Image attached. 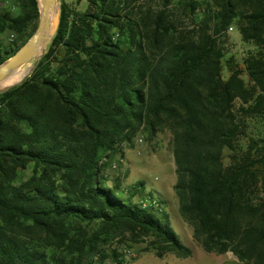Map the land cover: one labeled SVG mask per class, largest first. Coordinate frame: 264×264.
Masks as SVG:
<instances>
[{"label": "trees", "instance_id": "obj_1", "mask_svg": "<svg viewBox=\"0 0 264 264\" xmlns=\"http://www.w3.org/2000/svg\"><path fill=\"white\" fill-rule=\"evenodd\" d=\"M60 6L46 52L0 90V264H124L128 239L189 253L167 211L143 204L153 198L144 180L110 185L104 172L138 135L161 131L171 133L174 188L195 237L264 264V136L246 133L264 117V0ZM38 19L39 0H0V61ZM232 24L250 46L225 77Z\"/></svg>", "mask_w": 264, "mask_h": 264}, {"label": "rangeland", "instance_id": "obj_2", "mask_svg": "<svg viewBox=\"0 0 264 264\" xmlns=\"http://www.w3.org/2000/svg\"><path fill=\"white\" fill-rule=\"evenodd\" d=\"M60 1V0H59ZM78 8H85L87 0H67ZM160 0H137L132 3L141 4L143 8L154 5ZM186 21L187 18L185 19ZM229 29L226 41L223 44V74L228 77L233 67H243L242 56L249 48V43L242 39L240 30L236 24ZM10 38H6L7 41ZM35 65V58L21 64L24 75ZM23 75V77H24ZM242 76L249 80V74L244 71ZM0 86H4L1 85ZM261 128L258 129V125ZM246 133L258 137L264 136V117L257 120L251 118ZM249 138L247 134L240 135V156L244 150L248 149ZM260 147V146H259ZM229 150L225 151L224 160L229 161ZM116 163V165H114ZM256 168L259 172L264 171V149L258 154ZM104 172L111 185L119 177L121 186H132L139 180H144L145 195H152L160 201L162 210L168 213V218L182 241L190 247L189 253H180L176 250H168L163 254H158L155 248L145 249L146 241H133L128 239L120 243V249L125 257L124 264H250L240 260L231 250L226 252H216L206 250L201 242L194 235V227L186 221L180 213L179 199L176 194L174 183L177 179L176 163L173 154L171 133L161 131L154 138L150 139L146 135H138L135 144L126 146L123 154H117L111 158L108 165L104 166ZM261 175V174H260ZM139 194L135 199L139 200ZM159 205V206H160ZM128 236V235H127ZM118 240L114 242L117 243ZM129 243V244H128ZM111 261V258H109ZM117 264L116 262H114Z\"/></svg>", "mask_w": 264, "mask_h": 264}, {"label": "water", "instance_id": "obj_3", "mask_svg": "<svg viewBox=\"0 0 264 264\" xmlns=\"http://www.w3.org/2000/svg\"><path fill=\"white\" fill-rule=\"evenodd\" d=\"M52 12V20L49 13ZM61 6L59 0H39V19L37 26L29 38L21 44L12 54L0 61V83L17 66H21L35 58L36 62L46 52L52 37L56 33L60 23ZM30 68L24 77L4 86L0 90L23 80L33 69Z\"/></svg>", "mask_w": 264, "mask_h": 264}, {"label": "bare ground", "instance_id": "obj_4", "mask_svg": "<svg viewBox=\"0 0 264 264\" xmlns=\"http://www.w3.org/2000/svg\"><path fill=\"white\" fill-rule=\"evenodd\" d=\"M49 18L50 20H52V12L49 13ZM19 67V66H17ZM17 67H15L6 77L5 79L0 83L1 85H8L18 79H20L21 77H23L24 72L22 69H17ZM21 67V66H20Z\"/></svg>", "mask_w": 264, "mask_h": 264}, {"label": "built area", "instance_id": "obj_5", "mask_svg": "<svg viewBox=\"0 0 264 264\" xmlns=\"http://www.w3.org/2000/svg\"><path fill=\"white\" fill-rule=\"evenodd\" d=\"M233 28V26L231 25L230 27H229V29H232ZM114 165H116V163H114ZM143 201V204L144 205H146V204H149L150 202H152V203H154V204H156V205H160V201H159V199H157L156 197H153V198H145L144 200H142Z\"/></svg>", "mask_w": 264, "mask_h": 264}]
</instances>
